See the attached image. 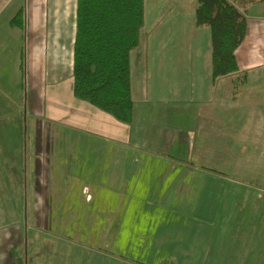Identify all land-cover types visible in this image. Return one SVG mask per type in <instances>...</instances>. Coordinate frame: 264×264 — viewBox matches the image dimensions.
<instances>
[{
    "label": "crops",
    "instance_id": "crops-1",
    "mask_svg": "<svg viewBox=\"0 0 264 264\" xmlns=\"http://www.w3.org/2000/svg\"><path fill=\"white\" fill-rule=\"evenodd\" d=\"M76 1L56 0L52 9L47 0L43 10L35 6L36 1L25 0L23 31L11 25L21 3L0 0V112L23 107L29 99L35 108L32 151L20 163L21 174L30 175L33 228L46 237L58 235L92 248L99 247L105 236L111 253L124 237L123 230L140 221L137 216L155 222L185 215L187 203L177 191L186 188L192 194L205 191V199L191 202L187 215L193 221L210 222L220 215L226 225L227 262L223 264H237L232 263V255L242 249L264 253V2L248 8L247 35L236 51L238 73L216 81L209 41L205 42V34L200 38L202 31L193 19L174 37L177 27L164 18L163 9L152 11L154 43L190 47L189 54H175L180 62L173 67L176 78H197V94L208 101L206 120L215 117L223 127L220 135L228 143L224 167L215 170L211 166L218 157L214 147L206 146L197 155L201 164L189 161L199 145L198 120L173 119L172 127L168 126L162 105L151 101L157 94L151 70L135 86L132 83V126L75 98ZM64 23L72 27H63ZM188 32L190 37H185ZM168 58L174 55H162V78L171 67ZM146 62L155 68L158 61L148 58ZM210 135L215 134L208 130L207 142L214 140ZM72 156L82 161L75 162V168L68 160ZM223 177L225 182L216 183ZM216 190L223 194L218 208L210 198ZM7 240V235H0V246ZM39 245L40 238L35 253ZM254 259L252 264H264V257Z\"/></svg>",
    "mask_w": 264,
    "mask_h": 264
},
{
    "label": "rangeland",
    "instance_id": "rangeland-1",
    "mask_svg": "<svg viewBox=\"0 0 264 264\" xmlns=\"http://www.w3.org/2000/svg\"><path fill=\"white\" fill-rule=\"evenodd\" d=\"M17 1L21 3V9L25 8V0ZM33 2L37 4L35 6L38 9L45 10L47 0H33ZM55 2L56 0H50L49 5L52 6V9L55 8ZM157 7H161L160 10L163 9L164 18L170 20V24L176 25L177 28L173 33V36L176 37L177 29L180 30L182 25L185 23L188 25L192 19L195 22L198 0H146L145 25L141 30L140 46L131 53L133 86L137 79H142L141 77L151 70L150 73L155 80L153 88L157 90V94L152 96L151 101L162 105V115L165 119L170 120L167 122L168 126L172 127L173 119H176L178 123L180 122L179 118L198 120L195 128H199V145L195 148V157L189 158V161L193 160L195 165L201 164L202 161L197 158V155L203 153L202 149H205L206 146L211 149L214 147L218 157L211 166L215 170H221L224 167L222 163L225 161V147L228 145L220 135L223 127L218 124L215 117L210 118L209 121L206 120L208 101H204L203 98L200 100L197 94V78L186 76L183 81L176 78L177 71L173 67L180 65V62L175 54H189L190 47L183 46L181 48L174 43L162 44L160 47L154 43V38L157 39V37H153L150 27L153 23L152 11ZM48 16L52 21L54 14L50 13ZM48 16L45 15L46 18ZM66 24L64 23L63 27ZM71 27L72 24L67 26L69 29ZM199 30L202 31L200 38H203L204 34L207 36L205 42L209 41L211 52L210 29ZM184 36L190 37L189 32ZM205 42L203 41L204 45ZM203 48L201 46L199 49ZM261 51L264 53L262 49ZM168 54L174 55V58L167 59V64H170L171 67L168 69V73L164 74L167 77L162 78V55ZM148 58L158 61L154 65L155 68L147 66L146 59ZM225 84L226 82H222V86ZM139 93H141V89ZM34 114V104L30 99L23 107L12 106L0 112V235H7L8 238L7 242L0 246L2 254L0 256L2 257L4 254L0 264H223L227 262L224 257L228 242L224 236L226 225L220 215H215L214 221L210 222L206 219L205 222H196L190 215H187L192 201L205 199L204 190L198 192L195 190L193 194L190 189L186 188L177 191L183 202L187 203L185 207L188 211L184 210L185 215L183 216H170L155 222L145 221L144 216H137L140 221L129 224V227L123 230L124 237L117 240L118 246L111 253L106 249L108 247L105 244V236H103L99 247L92 248L62 237L58 238V235H55L54 238L46 237L43 231L40 233L33 228L31 218L34 215V205L31 199L30 175L21 174L20 163L25 161L32 151ZM178 123L176 125H179ZM208 130L215 134L209 136L210 139L214 138L211 142L206 141L205 134ZM57 143L56 141L55 146ZM69 147L72 149V145ZM68 160L72 163L71 165L74 164V168L77 166L75 162H82L73 156ZM72 170L76 171L73 168ZM248 180L251 181L249 177ZM225 181L224 177L223 180L216 179V183ZM212 197L215 200V207L218 208L221 198H223L221 190H216L210 196V198ZM197 204L199 203H196V206ZM179 218L184 221H180ZM38 235H42V237ZM38 238H40L41 245L35 249V251L37 250L35 253L34 248ZM59 244L64 248L60 247L58 250L56 245L59 246ZM247 250L242 249L237 253L234 252L232 263L252 264L255 256L264 257V253L259 250L256 251L257 253L249 248ZM53 257L54 259H52Z\"/></svg>",
    "mask_w": 264,
    "mask_h": 264
},
{
    "label": "trees",
    "instance_id": "trees-1",
    "mask_svg": "<svg viewBox=\"0 0 264 264\" xmlns=\"http://www.w3.org/2000/svg\"><path fill=\"white\" fill-rule=\"evenodd\" d=\"M263 2L198 0L195 26L211 32L213 81L238 73L236 51L247 35L248 8ZM76 6L74 96L132 126L131 53L140 46L145 0H77ZM25 12L16 14L13 27L25 31Z\"/></svg>",
    "mask_w": 264,
    "mask_h": 264
}]
</instances>
